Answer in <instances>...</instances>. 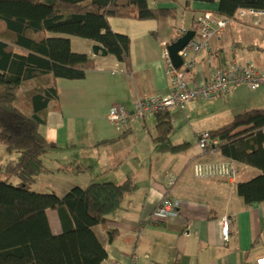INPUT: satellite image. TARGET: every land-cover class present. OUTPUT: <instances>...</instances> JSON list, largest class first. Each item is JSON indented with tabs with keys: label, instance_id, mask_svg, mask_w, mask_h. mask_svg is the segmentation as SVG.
<instances>
[{
	"label": "crops",
	"instance_id": "crops-1",
	"mask_svg": "<svg viewBox=\"0 0 264 264\" xmlns=\"http://www.w3.org/2000/svg\"><path fill=\"white\" fill-rule=\"evenodd\" d=\"M147 1L151 7L174 9L178 13L176 18L157 20L108 19L114 33L125 35L131 41L129 65L108 52L106 56L102 52L95 55L94 46H103L94 41L50 32L39 35V39H70L72 51L88 55L95 60L96 67L83 80H57L59 108L50 106L46 124L40 129L55 152L46 156L45 172L38 178L46 185L44 189L59 196L93 182L119 185L129 178L136 182L137 190L125 197L123 208L94 228L107 249L104 264L124 263L134 257L137 264H256L264 256V202L246 205L237 194V185L249 182L261 172L224 157L220 147L214 152H202L197 143L202 132L215 131L229 122L225 124L216 119L207 127L198 121L192 124L195 100L187 103L183 111L172 107L169 110L173 114L174 130L188 126L179 134L176 145L187 143L189 147L179 153H157L153 143L156 113L123 127L114 126L108 120L113 105L134 113L135 103L141 97H167L171 86L162 56L163 43L172 44L181 39L178 29L182 28L194 31L197 38V21L205 13L221 18L218 16L220 0ZM254 23L250 18L235 21L212 41V54H191L195 65L186 71L188 85L202 86L217 69L233 60L252 62L264 72L254 56L257 53L264 59V20L260 26ZM14 52L27 55L19 48ZM34 84L33 81L24 87ZM240 88L242 85L232 89L229 95L232 100L240 99ZM260 93L262 97L248 103L249 108L264 109V91ZM24 101L30 110L29 100L24 98ZM95 123L97 132L86 134V127L94 130ZM136 133L150 146L149 151L158 155L149 168H140L137 163L126 167L120 153L121 142ZM118 138L121 140L115 144L96 147L100 142ZM9 159L5 146L0 144V167ZM230 170L232 178L226 177ZM172 178L175 184L170 186ZM34 190L44 192L39 187ZM165 195L182 202L181 213L155 219L154 213ZM48 217L53 233L60 234L57 212L48 211ZM224 221L229 224L228 240L224 237Z\"/></svg>",
	"mask_w": 264,
	"mask_h": 264
},
{
	"label": "trees",
	"instance_id": "trees-1",
	"mask_svg": "<svg viewBox=\"0 0 264 264\" xmlns=\"http://www.w3.org/2000/svg\"><path fill=\"white\" fill-rule=\"evenodd\" d=\"M241 8L264 10V0H220L218 16L232 17ZM177 13L151 7L147 0H0V137L7 153L17 154L0 168V264H104L107 249L94 228L122 209L125 197L137 190L129 178L119 185L93 182L74 187L63 196L33 191L31 186L45 172V158L54 149L40 128L50 106L59 108L57 80H83L96 67L94 59L72 51L70 39L39 35L88 39L129 65L131 41L114 33L108 19L157 20L176 18ZM15 48L27 55L15 53ZM33 81L22 95L25 84ZM23 96L30 110L24 109ZM172 116L170 110L156 113L157 153H179L189 147L172 143ZM210 133L224 142L220 147L224 157L261 172L239 183L237 194L246 205L263 203L264 109L243 111ZM48 211L57 212L60 234L53 233Z\"/></svg>",
	"mask_w": 264,
	"mask_h": 264
},
{
	"label": "built area",
	"instance_id": "built-area-1",
	"mask_svg": "<svg viewBox=\"0 0 264 264\" xmlns=\"http://www.w3.org/2000/svg\"><path fill=\"white\" fill-rule=\"evenodd\" d=\"M255 20L254 25L260 26L264 20V10L253 8H241L232 17L216 18L210 13H205L198 18V37L179 52L183 59L181 68H177L171 60L169 46L163 43L162 56L165 63L166 75L169 79L171 92L164 98L141 97L135 103V112L130 113L125 107L113 105L108 114L109 122L117 127H123L129 122L145 117L149 113H158L177 107L183 111L185 105L193 100L216 99L219 96L230 95L234 87L246 85L251 90H256L264 86V72L259 70L252 62H238L233 60L221 68L217 69L202 86L190 87L186 81V71L195 65V59H191V54L206 53L212 54V41L220 37L222 32L233 22L246 19ZM185 28L178 29V38L187 34ZM198 147L202 152H214L221 147L224 142L213 138L210 132H202L197 137ZM228 178L233 177V171L227 173ZM174 178L169 181V185L175 184ZM182 202L174 200L168 195L163 196L160 205L157 207L154 218H167L181 213ZM223 232L226 240L229 238V224L223 222ZM118 264H137L135 257L128 262ZM256 264H264V256L259 258Z\"/></svg>",
	"mask_w": 264,
	"mask_h": 264
},
{
	"label": "rangeland",
	"instance_id": "rangeland-1",
	"mask_svg": "<svg viewBox=\"0 0 264 264\" xmlns=\"http://www.w3.org/2000/svg\"><path fill=\"white\" fill-rule=\"evenodd\" d=\"M257 32H259V30ZM259 41H260L259 43H262V39H259ZM263 49H264V46H263ZM227 51H230L229 48L227 49ZM246 53H249V52H246ZM254 56H255V59H258L260 61V63H258L260 65V68L264 69V59H262L257 53L254 54ZM29 86L23 87L22 95L26 93L28 89H30ZM262 91H264V86H262L260 89H257L256 91H252L246 85H242V88L238 90V96L240 97V99L232 100V98L229 97L228 95L219 96L216 98V100L215 99H202V98L196 99L193 102L195 104V107H194V110L192 111L194 112V116L192 117L191 122L192 124H194L196 123V121H198V123H201L207 127V125H210L212 121L216 119L218 120L221 119L222 122L226 124L230 122L234 116L242 113L244 110L252 109V108H249L250 106L248 103H252L256 99H260L262 97L260 92ZM23 98H27V96H23ZM26 105L27 104L23 103L24 109H26ZM198 113H201V114L199 115ZM110 124L109 126H111ZM99 125H104V123L99 124ZM93 126H94L93 127L94 130H92V128L86 127L85 133L89 135L95 134L97 132L98 125L95 123ZM111 128H114V127L111 126ZM185 129H188V126L186 127V125H183L181 129L178 128L173 131L171 140L174 145L178 144L179 134L182 135L181 131ZM0 144L5 146L6 148V145H5L6 143L2 141L1 137H0ZM149 149H150V146L147 145V142H144L143 137L140 135V133H136L132 135L131 137L123 140L121 144L119 145L120 153L121 155H123L126 161V167H131V165L133 166L135 163H137L140 165V168H149L151 162L154 163L156 160V157L158 156L152 150L149 151ZM53 152H55V150L51 149L47 156H49L51 153L53 154ZM7 154L10 157V159L7 161L5 165H7L10 160L15 159L17 156V154H13V155H10L9 153ZM136 157H138V159H136ZM13 183L18 184L19 180L14 179ZM45 186L46 185L43 184L42 180L39 179V183L33 184L31 187L33 191H35L34 189H37L38 187L43 189L42 191L44 192L42 193H48L49 191H51V190L44 189Z\"/></svg>",
	"mask_w": 264,
	"mask_h": 264
},
{
	"label": "water",
	"instance_id": "water-1",
	"mask_svg": "<svg viewBox=\"0 0 264 264\" xmlns=\"http://www.w3.org/2000/svg\"><path fill=\"white\" fill-rule=\"evenodd\" d=\"M195 35L196 33L194 31H189L184 37L169 46L171 60L177 68H181V66L183 65V59L179 56V52L189 44V42L195 37ZM93 50L95 55H98L99 52H102L104 56L108 54L103 47L98 45L94 46Z\"/></svg>",
	"mask_w": 264,
	"mask_h": 264
}]
</instances>
